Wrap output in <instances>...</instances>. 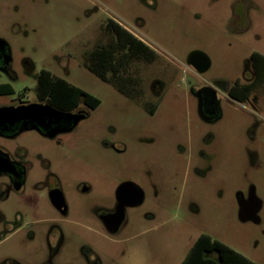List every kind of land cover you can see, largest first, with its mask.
Returning a JSON list of instances; mask_svg holds the SVG:
<instances>
[{
  "label": "rangeland",
  "instance_id": "rangeland-1",
  "mask_svg": "<svg viewBox=\"0 0 264 264\" xmlns=\"http://www.w3.org/2000/svg\"><path fill=\"white\" fill-rule=\"evenodd\" d=\"M108 19L156 54L138 68L142 87L156 104L154 114L141 95L124 94L86 63ZM15 28L21 31L14 33ZM0 36L25 48L33 74L48 69L101 100L60 142L35 133L26 137L32 155L41 152L60 174L69 199L73 240L59 264H180L201 234L264 264L263 112L247 102H225L223 118L208 124L190 93L196 82L244 80L251 54H264V0H0ZM193 50L209 56L208 71L197 74L188 67ZM20 76L17 93L30 88L33 98L34 76ZM155 80L164 84L162 96L150 93ZM258 88L263 110L264 84ZM10 99L2 96L0 103ZM208 133L214 139L204 147ZM203 149L208 163L202 161ZM123 181L138 184L146 196L141 206L128 209L113 235L98 213L112 206ZM251 185L263 202L260 224L240 219L238 196ZM83 186L90 190L83 192ZM38 204L47 213L48 204ZM8 254L25 264L43 255L13 241L0 246V261Z\"/></svg>",
  "mask_w": 264,
  "mask_h": 264
},
{
  "label": "flooded vegetation",
  "instance_id": "flooded-vegetation-1",
  "mask_svg": "<svg viewBox=\"0 0 264 264\" xmlns=\"http://www.w3.org/2000/svg\"><path fill=\"white\" fill-rule=\"evenodd\" d=\"M20 31L19 28L14 29V33ZM108 42H110V38H107L104 44ZM151 62L135 61L127 70L125 68L122 70L123 72L127 71L130 75L134 74L136 77L137 75L140 77L138 74L140 73L139 64L148 65ZM20 63L23 69H21ZM33 69L34 66L25 52V48L22 46L17 49L8 39L0 36V79H4V81H0V97H11L8 102L0 103V246L13 241L17 248L43 253L36 261L29 264H59L58 259L61 251L67 248L69 240H73V231L69 225L73 219L69 199L66 190L62 187L60 174L52 168L50 161L41 152L38 151L35 156L32 155L31 144L26 140V137L29 133H35L44 139L60 142L61 136L73 132L78 124L89 116L90 111L95 109H90L85 103H81L75 109L58 107L55 104V95L52 97V93L46 92L47 89L39 86V83L44 70L49 71L53 78L62 77L48 69H41L35 75ZM106 69L109 74H113L109 63L106 65ZM193 70L197 74H202ZM20 74L34 76L36 85L33 98L29 97L30 88H24L17 93L14 84L20 80ZM248 74L250 77L247 76ZM254 76L251 62H249L244 73V80L238 78L232 84L221 82L218 85L196 82L190 88V93L196 101L201 120L208 124L220 121L224 116L223 103L233 104V101H239L235 95L242 94L234 88L235 84L238 81L249 83L254 79ZM163 86L164 84L160 80H155L150 86L151 95L162 96ZM127 89L131 94L142 96L144 106L150 113L156 112V104L147 96L142 86H130ZM258 89L256 87L244 102L251 105L255 112L262 111V120L264 121V109L262 110L257 102L258 95H255ZM40 106H50L61 112L79 114L83 118L75 124L73 118L57 116L50 110L42 111ZM213 139V133L204 136L202 138L204 147L210 145ZM119 150L122 149L119 148ZM201 156L202 161H206V163L211 161L204 149L201 150ZM33 157L41 161L42 166L36 167ZM129 182L123 181L115 191L112 206L98 213V217L110 234L115 235L119 232L127 219L128 209L141 206L145 201V191L138 184H136L137 187ZM125 183L127 184L125 185ZM121 185H124V188L119 190ZM81 190L87 192L90 188L83 186ZM139 193L143 194L141 203L129 205L138 201ZM40 201L48 204L47 213L44 212L43 206H39ZM121 202L126 204L124 218L116 231L111 232L106 220L110 223L114 221ZM238 202L240 210L242 204L247 209V219H242L240 216L243 222L250 221L255 224L262 222L260 213L263 202L257 196L254 185L249 187L245 195L238 196ZM147 216L152 217L153 214L148 213ZM0 264L25 263L8 254L1 258ZM92 264H98V260H94Z\"/></svg>",
  "mask_w": 264,
  "mask_h": 264
},
{
  "label": "trees",
  "instance_id": "trees-1",
  "mask_svg": "<svg viewBox=\"0 0 264 264\" xmlns=\"http://www.w3.org/2000/svg\"><path fill=\"white\" fill-rule=\"evenodd\" d=\"M103 36L86 55L89 69L105 81L112 82L118 90L133 95L127 89L130 86H142L141 77L130 75L127 70L136 61H153L155 52L140 38L113 19H108ZM110 38V42L104 44ZM250 62L254 79L249 83L238 81L234 88L241 95H235L239 101H246L248 95L258 86L264 84V54L254 51ZM110 64L109 74L106 65ZM39 86L56 97V105L62 109H75L85 103L90 109H96L101 100L93 94L71 84L64 78H53L49 71L42 72ZM47 95V94H46ZM180 264H258L237 252L224 242L208 234H201Z\"/></svg>",
  "mask_w": 264,
  "mask_h": 264
},
{
  "label": "water",
  "instance_id": "water-1",
  "mask_svg": "<svg viewBox=\"0 0 264 264\" xmlns=\"http://www.w3.org/2000/svg\"><path fill=\"white\" fill-rule=\"evenodd\" d=\"M187 65L189 67H192L193 69H195L198 73H204L206 71H208L211 67V60L209 58V56L201 51V50H193L191 51L188 56H187ZM40 110L42 111H46V110H50L52 112H54L57 116H60V117H63V116H67L69 118H73V120L75 121V124L83 118L82 115H79V114H72V113H65V112H61L59 110H55L53 109L52 107L50 106H40L39 107ZM130 183V182H129ZM127 183H125L126 185ZM132 184L133 186H137L136 184L134 183H130ZM138 187V186H137ZM124 188V185H121L119 190H122ZM143 200V194L142 193H139L138 195V201L132 203V204H129V205H138L139 203H141V201ZM125 203L124 202H121L118 206V214L117 216L115 217L114 221L112 223L108 222L106 220V224L109 228V230L111 232H114L116 231V229L119 227V225L121 224L123 218H124V209H125ZM241 210H240V216L242 219H247L246 218V206L244 204L241 205ZM110 223V224H109Z\"/></svg>",
  "mask_w": 264,
  "mask_h": 264
}]
</instances>
